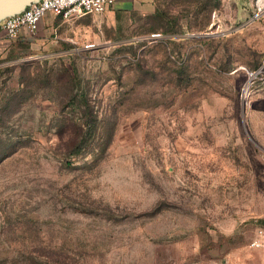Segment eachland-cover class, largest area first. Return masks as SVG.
I'll list each match as a JSON object with an SVG mask.
<instances>
[{
	"label": "rangeland",
	"instance_id": "obj_1",
	"mask_svg": "<svg viewBox=\"0 0 264 264\" xmlns=\"http://www.w3.org/2000/svg\"><path fill=\"white\" fill-rule=\"evenodd\" d=\"M48 16L0 57V264H264V4Z\"/></svg>",
	"mask_w": 264,
	"mask_h": 264
},
{
	"label": "built area",
	"instance_id": "obj_2",
	"mask_svg": "<svg viewBox=\"0 0 264 264\" xmlns=\"http://www.w3.org/2000/svg\"><path fill=\"white\" fill-rule=\"evenodd\" d=\"M121 1L123 0H36L21 12L4 18L0 22V28L9 38L18 37L24 29L31 36L38 32L41 22L50 14L70 19L108 11ZM251 246L264 251V229H260L253 237Z\"/></svg>",
	"mask_w": 264,
	"mask_h": 264
},
{
	"label": "crops",
	"instance_id": "obj_3",
	"mask_svg": "<svg viewBox=\"0 0 264 264\" xmlns=\"http://www.w3.org/2000/svg\"><path fill=\"white\" fill-rule=\"evenodd\" d=\"M123 2V1H121ZM119 2V3H121ZM55 17V16H54ZM49 16L44 18V20L40 24V28L38 32L35 34L37 35L38 33L43 31L44 25L46 24V21L48 20ZM52 30L53 27L50 26V28H46V30ZM31 36L26 34V30H22L21 34L16 37V38H9L5 31L0 28V57L4 55L5 53H8L9 51L12 50H20V49H25L26 48V41L30 40Z\"/></svg>",
	"mask_w": 264,
	"mask_h": 264
},
{
	"label": "water",
	"instance_id": "obj_4",
	"mask_svg": "<svg viewBox=\"0 0 264 264\" xmlns=\"http://www.w3.org/2000/svg\"><path fill=\"white\" fill-rule=\"evenodd\" d=\"M34 1L36 0H0V22L10 15L21 12ZM245 104L246 100L243 102V110Z\"/></svg>",
	"mask_w": 264,
	"mask_h": 264
},
{
	"label": "trees",
	"instance_id": "obj_5",
	"mask_svg": "<svg viewBox=\"0 0 264 264\" xmlns=\"http://www.w3.org/2000/svg\"><path fill=\"white\" fill-rule=\"evenodd\" d=\"M219 3H220V2L218 1L215 5H213V7L218 6ZM80 96H82L81 101H82L83 103H85L87 106L90 105V104H89V101L87 100V96H86V93H85V92H82V94H81ZM74 97H77V95H74L73 98H74ZM92 121H93V120H89V121H86V123H90V122H92ZM83 125H85V124H83ZM83 127H84V126H82V124H80V125H75V126H74L76 136L74 137V139L72 140V142H71V144H70V147H72V148L74 149V150H73V153H74V152L76 153L77 151H81V148H82V145H83V144H82V143H83V140H79L78 137L85 133V131L83 130V129H84ZM41 262H43L44 264H52V263H51L50 261H48V260H46L45 262H44V261H41ZM53 263H54V264H58L57 261H55V262H53Z\"/></svg>",
	"mask_w": 264,
	"mask_h": 264
},
{
	"label": "bare ground",
	"instance_id": "obj_6",
	"mask_svg": "<svg viewBox=\"0 0 264 264\" xmlns=\"http://www.w3.org/2000/svg\"><path fill=\"white\" fill-rule=\"evenodd\" d=\"M260 5L264 4V0H259Z\"/></svg>",
	"mask_w": 264,
	"mask_h": 264
}]
</instances>
